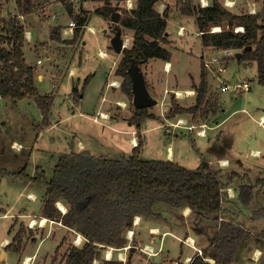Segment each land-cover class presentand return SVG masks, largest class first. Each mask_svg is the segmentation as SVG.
<instances>
[{"label": "rangeland", "instance_id": "374dc122", "mask_svg": "<svg viewBox=\"0 0 264 264\" xmlns=\"http://www.w3.org/2000/svg\"><path fill=\"white\" fill-rule=\"evenodd\" d=\"M54 1L34 0V11L30 15H25V19L22 20L23 27L32 37L28 43L24 42L26 63L35 64L36 60L42 61V65L33 66L36 70L35 81L37 82L39 75L44 78L43 82L40 81V84L36 85L41 95L53 97L47 117L49 125L43 127L42 113L32 100L0 99V264H25L26 258L30 259L27 264H63L68 249L72 245L77 247L82 245L83 239H80L79 244L76 243L77 234L65 229L58 221L47 218L49 222L45 227H40L37 223L31 225L33 219L38 222L43 217L41 212L43 193L47 182L52 178L58 157L71 150L79 152L78 143H84L88 151L96 157L119 160L128 158L132 153L129 135L117 132L115 129H122L123 126L117 122L115 126V122H112L122 120L134 125L135 108L132 96L129 97L122 91L120 85L123 78L116 74L117 63L122 59L123 52L115 53L110 47V39L115 35L114 28L118 27L124 46L127 38L132 42L133 32L122 27L120 20L125 14L124 11H130L126 7L127 2H130V7H134V0H78L72 5V17L65 12L64 6ZM208 1L210 3L211 0ZM256 1L254 5L258 9L256 12L263 11L264 0ZM253 2L254 0H236V9L239 13L249 12L248 5ZM192 3L199 5L193 0ZM106 4L112 6L113 12L120 13L118 23H111V15L105 18L97 12ZM164 4L171 7L174 0H164ZM0 6L4 17L7 16V12L12 15L16 13L14 1L0 0ZM52 15H56L57 18L53 20ZM79 16H83L86 21L79 27L78 36L73 41L75 29L65 30V26L70 21L76 23ZM180 25L186 30L185 37L182 38L177 36V28ZM56 26H60V42L50 39V30ZM166 29L171 34L170 43L162 47L171 54L170 70L166 72L163 61L155 58L149 61L146 67L139 66L144 74L146 88L153 83L157 84L156 95H153L152 99L155 98L158 103L148 109V113L154 116L153 119L143 120L139 128L133 126L139 134L136 138L141 141L138 157L145 161L166 160V149L171 147L177 164L189 170L198 169L204 164L203 158L207 160L213 158L207 148L209 143L212 144L216 139L214 136L216 132L209 130L206 138H199L195 135V130L189 133L186 127H169L180 116L168 118L167 113L171 109L172 97L181 107L187 106L191 100H178L177 97L193 94L192 90L190 95L187 92L182 94L180 91L189 86V72L194 75L198 73L200 42L193 19L183 18L178 12L169 15ZM130 45L125 48H129ZM29 47L33 52L28 50ZM101 51L105 55L100 54ZM227 64L226 72L221 79L229 84H236V80H245L250 83V89L241 94L229 91L221 93L220 83L207 74L208 91L204 101L206 102L208 98L216 99L217 112L214 115L209 113L206 119L199 115L183 116L194 125L203 124L204 127L213 124L216 117L223 120L224 125L218 132L223 131L231 143L225 147V152L233 158H240L242 164L246 166V163L263 160L253 157L250 153L254 150L264 153V126L259 123L258 118L264 113V85L257 80L255 62L232 58ZM171 77L178 83L175 89L178 91L177 97L173 92L167 99L165 97L162 99L165 88H171ZM113 81L118 85L116 88H109L108 85ZM75 88H78V91L73 92ZM100 111L101 114H106V119L100 116ZM125 128L132 127L127 124ZM14 144H18L20 148H16ZM220 162L222 160L217 162L218 167H221ZM22 171L26 178L15 176ZM223 172H226L225 169ZM237 175L240 179L231 178V181L227 182L229 187L231 184L235 187H230L231 189L233 187L234 197L227 198L223 195L221 206L224 208L229 209L230 206L234 208L228 200L237 198L241 186L253 184L248 181L249 175L243 173ZM261 201L260 194L247 208L239 206L243 209V215L250 214L252 217L245 220L244 226L247 231L253 232V235H246L245 230L237 255L230 264H264V233H261L264 228V207H259ZM57 210L59 211L58 208ZM154 211L162 218H142L138 227L134 228L133 225V233L130 230L126 232V246L121 249L104 248L100 258L92 264H102L103 260H116L122 264H186L184 258L191 255L193 250L181 242L188 234L198 240L195 229L204 228V225L205 227L217 225L220 216L224 219L223 222H232L226 221L223 214L219 213L216 220L211 216L196 224V217L191 211L179 210V215L175 208L163 202H157ZM186 214H189L188 218L185 217ZM192 222L190 229L195 232L187 229L183 233V229ZM149 227L159 229L157 237L164 232L168 233L162 237L160 243L155 242L149 233ZM206 231L214 234L215 228L212 230L206 228ZM3 240H6L5 245L2 244ZM198 241L199 245L207 244L201 238ZM143 243L152 246L147 254L140 251L139 247ZM208 247L209 245L206 246ZM255 249L259 251V255L255 254ZM108 250L113 252L110 259L107 258ZM121 254L123 259H120ZM150 256L151 260L147 258ZM192 256L193 259L195 254ZM208 261L210 264L213 263L209 258Z\"/></svg>", "mask_w": 264, "mask_h": 264}, {"label": "trees", "instance_id": "16d2710c", "mask_svg": "<svg viewBox=\"0 0 264 264\" xmlns=\"http://www.w3.org/2000/svg\"><path fill=\"white\" fill-rule=\"evenodd\" d=\"M5 1V0H4ZM7 1V0H6ZM15 3L16 14L10 16L0 36V99L11 98L14 101L29 99L40 109L43 127L50 112L52 96L41 95L35 86L36 70L26 63L24 51V27L19 17L30 15L34 9V0H11ZM158 0H136L132 10L124 11L120 25L133 32L129 48L123 50L116 74L123 78L122 91L131 94L130 79L127 70L130 64L141 66L152 58L165 62L170 60V53L161 47L166 43V26L169 11L160 14L155 9ZM176 5L183 15L193 16L200 32V40L205 48H231L242 51L239 61L257 64V80L264 85V3L263 11L251 14L242 11L232 13L218 0H211L206 7L192 4L191 0H176ZM72 17V5L65 6ZM112 7L106 4L98 13L108 18ZM83 16L76 18L77 29L73 41L79 33V27L85 24ZM212 27L221 31L211 32ZM242 28V32H236ZM60 27L50 30V39L60 42ZM199 85L195 86V103L189 108L181 107L172 97L168 118L183 115H199L206 119L209 113H216L218 101L205 96L208 91L206 74L202 70ZM150 108H135L133 123L137 128L145 119H153L148 113ZM141 147L139 141L128 158L119 160L96 157L88 150H71L58 157L52 178L46 184L43 193L42 218L60 222L65 228L82 237L80 247L71 246L64 256L63 264H92L100 258L106 247L121 249L126 246L125 234L131 230L136 217L162 218L154 211L157 202H163L173 209L188 208L197 219L217 216L222 213L220 189L227 183L221 181L217 172H203L200 169L189 170L169 160L145 161L138 157ZM26 176L22 173L15 175ZM36 178V177H35ZM32 178V179H35ZM231 178H238L232 173ZM41 179V178H40ZM39 180V178H36ZM255 184L241 186L239 197L246 205L253 199ZM66 206L62 215L56 203ZM245 230L239 224L222 222L209 242V247L196 254L189 264H230ZM102 264H122L116 260H103Z\"/></svg>", "mask_w": 264, "mask_h": 264}, {"label": "crops", "instance_id": "0c3cea01", "mask_svg": "<svg viewBox=\"0 0 264 264\" xmlns=\"http://www.w3.org/2000/svg\"><path fill=\"white\" fill-rule=\"evenodd\" d=\"M192 1V0H191ZM195 3H199V5L201 6V7H206V5H208L209 4V1L208 0H198V1H196V0H193ZM211 2V1H210ZM218 2L223 6V7H225L226 9H229L232 13H236V14H239V12H238V10L236 9L237 8V6H236V0H218ZM226 2V3H225ZM256 0H254V2L252 3V4H250V5H248V8L247 9H249V13L251 12H254V14L256 13V11L258 10V9H256V7L254 6L255 4H256ZM136 3V0H134V3L133 4H135ZM193 4V3H192ZM229 4V5H228ZM194 5H196V4H194ZM112 7V6H111ZM127 7V6H126ZM133 9V7H128V9H130V10H132ZM155 9H156V11H158L160 14H162L163 12H164V10L165 9H167V11H169V15H172L174 12H178L179 13V15L181 16V17H183V18H188V17H191L192 19H193V24H194V28H196V30H197V32H196V34H197V37L199 38V42H200V47H201V51H200V54H199V60H198V65H199V69H198V73L197 74H192L191 72H189V74H188V76H189V86L187 87V88H185L183 91H180V93H184V92H186V91H190V90H192L193 91V94L192 95H190V96H185V95H183L181 98H179V97H177V99L178 100H182V99H184V100H189V99H191L190 100V102H189V104H187V106L186 105H183L184 107H187V108H189L191 105H193L194 103H195V95H196V90H195V86H198L200 83H199V81H200V74H201V71H202V65H201V62H200V58H201V55H202V53H203V51L205 50V47L204 46H202V44H201V40H200V32H199V29L197 28V26H196V24H195V18L193 17V16H186V15H183L182 14V12L179 10V7L176 5V0H174V5L173 6H166L165 4H164V0H158V2H157V4L155 5ZM251 10H253V11H251ZM65 12H66V10H65ZM242 11H240V13H241ZM67 13V12H66ZM68 14V13H67ZM253 14V13H252ZM42 15L44 16V14L42 13ZM41 15V16H42ZM69 15V14H68ZM69 17H70V15H69ZM24 19H25V17H24ZM168 20H169V16H168V18H167V22H168ZM56 27H60V26H56ZM25 28V27H24ZM26 29V28H25ZM178 30H177V36L179 37V38H182V37H185V34H186V30L184 29V27L183 26H178V28H177ZM168 32H166V43H161L160 45H161V47H162V45H166V44H169L170 43V36H171V34H167ZM32 38V37H31ZM26 43H28L29 41H25ZM130 42H131V39H130ZM130 45V44H129ZM5 48H7V46H5ZM24 48H25V44H24ZM24 48H23V51H24ZM31 47H29L28 48V50L30 49ZM125 48V47H124ZM30 52H33V51H31V50H29ZM117 53V52H116ZM122 53V52H121ZM121 53H117V54H121ZM24 55H25V51H24ZM170 56H171V54H170ZM25 57H26V55H25ZM152 59H154V58H152ZM152 59H150L149 61H151ZM155 59H157V58H155ZM159 60H161V59H159ZM37 61V60H36ZM148 61V62H149ZM161 61H163V60H161ZM170 61V60H169ZM165 62V61H163V66H164V70L166 71V72H168V70H170V67H171V65H170V62ZM148 62L147 63H145V64H143L142 66H145L146 67V65L148 64ZM117 64H119V63H117ZM28 65L29 66H39V65H37V63H35V64H33V63H31V64H29L28 63ZM40 65H42V63L40 64ZM142 73H143V71H142ZM143 76H144V74H143ZM151 77H152V75H151ZM208 77H210L211 78V76H208ZM36 79V78H35ZM43 80H44V78H43V76H37V82L35 81V86L36 87H38L36 84H40V81L41 82H43ZM171 88H165V90L163 91V96H162V99L165 97V99H167V96L168 95H170L171 93H177L178 91L177 90H175L177 87L176 86H178V83L175 81V79L174 78H172L171 77ZM150 85V84H149ZM108 87L109 88H116V87H113V86H111V85H108ZM147 88H148V91H149V93H150V95H151V97L153 96V95H156V88H157V84L156 83H153V85L152 86H150V87H148L147 86ZM155 93V94H154ZM181 94V95H182ZM155 99V98H154ZM156 100V99H155ZM158 103V102H157ZM217 112V111H216ZM100 114H101V111H100ZM191 115V114H190ZM198 116V115H197ZM261 116H263V118H264V113L262 114V115H260L258 118H259V123H260V117ZM179 118H181V119H183V120H185V121H187V125H190V124H192V125H194V123L192 122V121H190L189 122V120H187L184 116H182V117H179ZM219 117H216L215 119V121H214V123L213 124H210L209 126H207V127H204V125L203 124H201V125H199V126H196V124H195V126H196V128L197 129H194V130H204V132H205V134H204V136H199V138H206L207 137V134H208V131L209 130H214L216 133L214 134V136L216 137V139L213 141V143L211 144V142L209 143V146H208V148H207V151H208V153L209 152H211L212 153V155H213V158H209V160H207L206 158H203L204 159V164H202V166L201 167H203V169L201 168V167H199L198 169H200L201 171H203V172H217L218 174H219V176L221 177V181L222 182H225V183H227L230 179H231V175H232V173H235V174H238V173H243V175H249V178L250 179H252V181H250V179H248V181L249 182H253V184H255L257 181H258V183H257V185L253 188V199H251V201L247 204V206H249L250 205V203L252 202V201H254L255 200V198H256V196L257 195H262V201H261V203H260V205H259V207H264V153L263 152H261L260 150H254V151H252V153H250V154H252V156L253 157H257L259 160L260 159H263L262 161L260 160V161H258V162H249V163H246V166H245V164H242V161H241V159L240 158H233L232 156H230L229 154H227L226 152H225V147H227L229 144H231L230 143V139H229V137L228 136H226V135H224L223 134V131H219L218 132V129H220L221 128V126L222 125H224V121L223 120H219L218 119ZM94 121V120H93ZM112 122H115L114 124H115V126H116V122L118 123V124H120V126H123L122 127V129H120V128H116L115 130L118 132H121L123 135H129L128 136V139H129V143H130V141L132 140V138H135L137 141H138V143H139V140L136 138V135H139V134H137V131H135L134 130V128H133V126L134 125H132V123H125V121H122V120H118V121H112ZM190 123V124H189ZM128 124V126H131L132 128H128V129H126L125 128V126ZM262 126H264V122H263V124H261ZM198 128H201V129H198ZM204 128V129H203ZM191 131H193V130H191ZM191 131H188L189 133H191ZM134 132H136L135 134H134ZM213 136V137H214ZM214 137V138H215ZM228 137V138H227ZM130 145H131V143H130ZM78 148H79V150L80 151H82V150H88V148L86 147V145L84 144V143H82V144H80V143H78ZM133 148H132V145H131V150H132ZM251 156V155H250ZM165 159L166 160H169V161H174L175 162V156H174V154H173V150H172V148L171 147H167V149H166V153H165ZM220 160H222V162H220V166L221 167H218L217 166V162H219ZM183 167V166H182ZM217 167V168H216ZM185 168V167H184ZM225 169V171L226 172H223V170ZM242 175V176H243ZM236 179H240V178H236ZM231 181V180H230ZM0 183H1V180H0ZM231 186H233V184H231L230 185V187ZM229 187V186H228ZM234 187V186H233ZM233 187H232V190H233ZM235 188V187H234ZM238 193V192H237ZM228 200V199H227ZM61 203V202H60ZM228 203L230 204V205H232L234 208H231V206H230V208L228 209V208H224V206H222V210H223V212H222V214H223V217L225 218V220L226 221H229V220H231L233 223H235V224H239L241 227H243V229L244 230H246V235H253V232H251V231H247V229H246V227L244 226V222H245V220H248V219H252V217H251V215L250 214H247V215H243L244 213H243V209H241L240 207H246L247 208V206L246 205H243L242 203H241V201L238 199V197L236 198V199H234V200H232V199H229L228 200ZM62 204V203H61ZM239 204V205H238ZM63 205V204H62ZM64 206V205H63ZM240 206V207H239ZM64 208H65V210H66V206H64ZM188 210L189 212H190V210L188 209V208H183L182 210ZM178 211V213H179V215H180V211L179 210H177ZM65 212V211H64ZM63 212V213H64ZM243 213V214H242ZM187 215V214H186ZM189 215V214H188ZM194 216V215H193ZM185 217H187V216H185ZM195 217V216H194ZM213 217V216H212ZM180 218H182V217H180ZM188 218V217H187ZM209 217H207L206 219L205 218H203V219H195V223L196 224H198L199 222H202L204 219L205 220H207ZM136 220H134V223H133V225L135 226L134 228H136V227H138V225H140L141 224V222H142V218L140 217V216H138V217H136L135 218ZM213 219L214 220H216V217L214 216L213 217ZM182 220V219H181ZM168 222V221H167ZM185 223H186V221H185ZM192 224H193V222L190 224V226L189 225H187V227L185 228V229H183V227H182V229H183V233H185L186 231H187V229H189L190 231H192L190 228H191V226H192ZM170 228H171V226H169ZM215 228V232H216V230H217V225H207L206 227H205V225H204V228H200L199 227V229L198 228H196L195 229V231L193 230L192 231V233L193 232H195V234H196V236L198 237V240L201 238V239H203V240H205L206 242H207V244H205V245H199V241L196 239V238H194V237H192V236H190L189 234H188V237H186V239H188L187 241H188V243H191V242H193V247H191V245L190 244H188L187 245V242H181L182 240L181 239H179L178 237H176L177 239H179V241L181 242V244L182 243H184V244H186L188 247H190L192 250H193V252H192V254L191 255H188V256H186L185 258H184V262L186 263V264H188V263H190V261H191V257H193L192 255H196L197 254V252H196V250H195V248H197V249H200L201 251H202V248H206V246L207 245H209V242H210V239L212 238V236L214 235L212 232L209 234L208 233V231H206V228H208L209 230H212L213 228ZM65 228V227H64ZM65 229H67V228H65ZM133 229V228H132ZM130 230V231H133L134 232V230ZM148 230H149V233L151 234V237L152 238H154L153 240L155 241V242H161V240H162V237L166 234V233H168V232H164L160 237H157V235H158V232H159V229L157 228V227H149L148 228ZM214 231V230H213ZM262 232L261 233H264V228H262V230H261ZM212 234V235H211ZM211 236V237H210ZM82 237L80 236V235H78L77 234V237H76V239H79L78 240V242L77 241H75L76 243H80V239H81ZM151 238V239H152ZM6 241V240H5ZM243 241V240H242ZM150 242H151V240H150ZM242 243V242H241ZM240 243V244H241ZM3 244V243H2ZM198 244V245H197ZM196 246V247H195ZM195 247V248H194ZM140 251L143 253V254H147L146 252H150L151 251V249H152V246L150 245V244H148V243H143L140 247ZM237 252H238V250H237ZM237 252H236V254H235V256H234V258L236 257V255H237ZM254 252H255V254L257 255V253H259V251H257V249H255L254 250ZM112 254H113V252H112ZM154 256V255H153ZM148 259H152L151 258V256L150 257H147ZM233 258V259H234ZM211 260V259H210Z\"/></svg>", "mask_w": 264, "mask_h": 264}, {"label": "built area", "instance_id": "2783aa9c", "mask_svg": "<svg viewBox=\"0 0 264 264\" xmlns=\"http://www.w3.org/2000/svg\"><path fill=\"white\" fill-rule=\"evenodd\" d=\"M76 1H78V0H55L54 2H58L59 5H62L65 7L66 5H73L74 2H76ZM127 7H129L128 2H127ZM251 11H253V10H251ZM252 13H254V12H252ZM13 15L10 14V12H7V16L4 17L2 15V10H1V6H0V36H6V33L3 32V29H5V27H6V22L8 21L7 18H9L10 16H13ZM56 18H57L56 15H52L53 20ZM19 19H20V22H22V20H24V17L20 16ZM23 22L21 23L22 25H23ZM65 28H66L65 30H73V29H77L78 27L74 21H70L65 26ZM217 28H219V27H217ZM219 29L221 31V28H219ZM235 31L236 32H238V31L242 32L243 29L237 28ZM211 32H215L214 27H212ZM30 39H31V33L24 28V40L29 41ZM5 46H6L5 44L0 45V47H3V48H5ZM236 52H237L236 49H231V48L217 49V48L207 47L201 55L200 62L202 65V70L205 72L206 75L208 74V76H211L212 79H217V81L220 83L219 90L221 93H226L229 91V92H236V93L241 94L244 91H248L250 89V83L246 82L245 80L244 81L236 80V82H237L236 84H229L228 82H224L221 79V76L224 75L226 72V68L228 66L227 63L232 58H235ZM2 62H3V60H0V65L2 64ZM36 63H37V65H40L42 63V61L37 60ZM110 85L112 86V82L110 83ZM175 95L177 97L176 92H175ZM100 116H102V114ZM263 122H264V118H263V116H261L260 117V124H263ZM169 127H173V128L186 127L188 131L197 129L195 125H192V124L187 125V121H185L181 118H177L176 121L174 123L170 124ZM204 134H205L204 130H195L196 136H204ZM130 143H131L132 147H134V148H136V146L138 145L137 140L134 138H132ZM219 192H221V194L227 196V198H233L234 197V192L232 191V189L230 187H228L226 189H220ZM62 214H64V213H62ZM223 221H224V219H222V217L220 216L218 218L216 228H218L220 223ZM132 233H133V231H132ZM187 240L188 239H185L184 242H187V245L190 244L191 247H193V242L188 243ZM195 250H196L198 255H201L200 249L195 248ZM205 260L208 261V259H205Z\"/></svg>", "mask_w": 264, "mask_h": 264}, {"label": "water", "instance_id": "95a60500", "mask_svg": "<svg viewBox=\"0 0 264 264\" xmlns=\"http://www.w3.org/2000/svg\"><path fill=\"white\" fill-rule=\"evenodd\" d=\"M120 19V13L112 12L110 21L112 24L118 23ZM116 32L113 38L110 39V47L116 53H121L125 49L124 40L121 36V30L117 27L115 28ZM241 53H236L235 58L239 59ZM128 76L130 78L131 85V94H132V103L134 108H152L157 104L156 100L150 96L147 91L146 84L144 81L143 73L139 66L136 64H130L128 68ZM78 91V88H75L73 92ZM133 249V248H132Z\"/></svg>", "mask_w": 264, "mask_h": 264}, {"label": "bare ground", "instance_id": "6f19581e", "mask_svg": "<svg viewBox=\"0 0 264 264\" xmlns=\"http://www.w3.org/2000/svg\"><path fill=\"white\" fill-rule=\"evenodd\" d=\"M128 5H129V7H130V2L128 1ZM229 5V4H228ZM215 29V31L216 32H218V31H220V29L219 28H217V27H214ZM89 30H92L91 28H89ZM240 31V30H239ZM129 42H130V39L129 38H127L126 40H125V46H128L129 45ZM100 54H102V55H105V53L104 52H100ZM118 85V83L116 82V81H113V83H112V86H117ZM187 92V94H189L190 95V93H192L191 91H186ZM179 95H181V94H179ZM121 103V105H124V103L123 102H120ZM102 117L103 118H105L106 119V114L105 113H102ZM14 146L17 148V147H19L20 148V146L18 145V144H14ZM257 158V157H256ZM31 196V195H30ZM56 206H57V208L59 209V211H61L62 213L65 211V208L62 206V204L60 203V202H57L56 203ZM65 213V212H64ZM47 222H49L48 221V219H46V218H41L38 222H35L34 221V219H33V221H31V225H35L36 223L37 224H39V226L40 227H45L46 225H47ZM79 240V239H78ZM78 240H77V242H78ZM6 244V241L5 240H3V245H5ZM111 256H112V252L110 251V250H108V252H107V258L108 259H110L111 258ZM120 259H123V255L121 254L120 255ZM29 258H26V260H25V264H27L28 262H29Z\"/></svg>", "mask_w": 264, "mask_h": 264}, {"label": "flooded vegetation", "instance_id": "af4514ba", "mask_svg": "<svg viewBox=\"0 0 264 264\" xmlns=\"http://www.w3.org/2000/svg\"><path fill=\"white\" fill-rule=\"evenodd\" d=\"M114 28V27H113ZM116 28V27H115ZM115 28H114V30H115ZM118 28V27H117ZM119 29V28H118ZM115 32H116V30H115ZM127 72H128V70H127ZM128 74V73H127ZM130 79V78H129ZM121 86V85H120ZM239 195V192L237 193V197H238V199L240 200V197L238 196ZM241 201V200H240ZM242 203V202H241ZM244 205V204H243Z\"/></svg>", "mask_w": 264, "mask_h": 264}, {"label": "clouds", "instance_id": "9594fccd", "mask_svg": "<svg viewBox=\"0 0 264 264\" xmlns=\"http://www.w3.org/2000/svg\"><path fill=\"white\" fill-rule=\"evenodd\" d=\"M257 255H259V253H257Z\"/></svg>", "mask_w": 264, "mask_h": 264}]
</instances>
